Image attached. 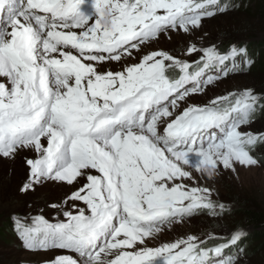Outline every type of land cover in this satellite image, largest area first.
<instances>
[{"label":"snow or ice","instance_id":"1","mask_svg":"<svg viewBox=\"0 0 264 264\" xmlns=\"http://www.w3.org/2000/svg\"><path fill=\"white\" fill-rule=\"evenodd\" d=\"M226 10L221 0H0V157L39 154L26 160L30 176L21 191L46 180L87 181L70 196L86 208L64 211L67 222L43 215L33 218L35 226L16 221L26 249L77 254L50 264H155L157 257L164 264H239L243 230L211 248L195 234L156 248L146 240L177 219L224 210L211 187L177 183L193 179L185 165L212 178L220 167L258 164L251 146L264 143V134L239 130L264 108L253 89L190 105L160 131L179 102L212 83V75L201 79L206 70L227 76L225 62L232 59L235 70L246 49L233 45L221 54L191 44L188 54L203 53L195 62L157 50L122 71H98L161 33H189ZM169 69H178V78Z\"/></svg>","mask_w":264,"mask_h":264},{"label":"rangeland","instance_id":"2","mask_svg":"<svg viewBox=\"0 0 264 264\" xmlns=\"http://www.w3.org/2000/svg\"><path fill=\"white\" fill-rule=\"evenodd\" d=\"M221 2L227 5V10L204 18L198 29L189 33L182 30L161 33L157 38L145 42L140 51L133 50L131 57L124 56L119 62L98 65V71H122L127 65L139 63L143 55L157 50L166 51L188 62H195L203 53L197 51L188 54L187 49L191 44H195L201 50L215 46L223 54L226 49L229 50L230 45L241 48V43H246L250 44V47L243 60L244 62L245 59L251 60L250 64L246 63L247 68L231 71L232 64H229L227 76L214 78L211 84L202 85L203 92L192 93L185 101L179 102V109L174 112L173 117L163 118L164 122L160 124V129L186 107L205 105L214 97L223 96L228 92L253 89L256 94L264 96V23L261 22L257 9L259 2L258 0ZM160 11L162 13V10ZM72 51L76 54L74 50ZM237 66L239 67V64ZM0 80L4 78L0 77ZM239 130L264 134V110L257 117L253 115L249 124L242 125ZM41 142L46 146V139L42 138ZM251 154L258 160L257 165L236 164L235 171L220 167L212 178L199 169L185 165V170L190 172L193 179L185 178L182 181L178 180L177 183L211 187L212 198L224 204L225 208L217 215L202 210L190 217L177 219L170 225L161 226L160 232L147 238L146 246L156 248L164 243L186 239L192 234L197 235L205 244L210 238L220 239L237 230H243L248 234L239 244L243 249L239 264H264V225L255 228L242 221L240 213H237L243 209L264 210V143L251 146ZM38 157L37 152L29 149L19 151L14 158L0 157V264H50V261L59 255L77 258V254L71 250H28L16 233L17 220L35 226L33 218L43 215L48 222H67L68 218L63 215L64 211L75 213L77 208H86L82 201L70 199L71 194L87 182L86 178L80 179L79 184L46 180L35 185L33 190L21 191L30 176L26 160ZM90 172L93 175H100L96 170ZM237 223L240 225L234 227ZM229 251L235 255L234 248ZM161 263H164L163 257H157L155 264Z\"/></svg>","mask_w":264,"mask_h":264},{"label":"trees","instance_id":"3","mask_svg":"<svg viewBox=\"0 0 264 264\" xmlns=\"http://www.w3.org/2000/svg\"><path fill=\"white\" fill-rule=\"evenodd\" d=\"M258 2L259 3L257 9L259 11L261 22L264 23V0H258ZM257 67L259 66L257 65ZM239 211H237V213H240V216L242 217V221L244 220V222L253 225L255 228L264 225V210L258 208H252V209H243L241 212ZM239 225L240 223H237L234 225V227Z\"/></svg>","mask_w":264,"mask_h":264},{"label":"clouds","instance_id":"4","mask_svg":"<svg viewBox=\"0 0 264 264\" xmlns=\"http://www.w3.org/2000/svg\"><path fill=\"white\" fill-rule=\"evenodd\" d=\"M248 234V233H247ZM229 251V250H228Z\"/></svg>","mask_w":264,"mask_h":264}]
</instances>
